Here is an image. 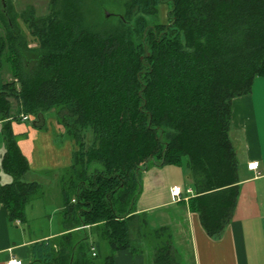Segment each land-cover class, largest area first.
Wrapping results in <instances>:
<instances>
[{
  "label": "trees",
  "instance_id": "1",
  "mask_svg": "<svg viewBox=\"0 0 264 264\" xmlns=\"http://www.w3.org/2000/svg\"><path fill=\"white\" fill-rule=\"evenodd\" d=\"M6 1L0 68L7 50L12 78L0 86V168L12 180L0 203L10 221L26 220L41 189L21 179L29 163L12 122L43 129L53 115L76 146L58 181L65 232L33 243L30 264H114L118 250L150 242L134 206L150 161L184 167L188 208L209 236L220 234L239 195L232 100L264 77V0H92L104 18L91 27L87 0ZM163 2L167 22L149 24ZM154 264H179L171 244L155 249Z\"/></svg>",
  "mask_w": 264,
  "mask_h": 264
},
{
  "label": "crops",
  "instance_id": "2",
  "mask_svg": "<svg viewBox=\"0 0 264 264\" xmlns=\"http://www.w3.org/2000/svg\"><path fill=\"white\" fill-rule=\"evenodd\" d=\"M10 1L19 8L47 0ZM45 121L43 129L29 120L12 122V128L15 134L23 136L18 145L29 163V170L23 175L25 181L40 183L44 173L51 172V185H56L61 194L60 173L70 165L76 146L62 134L63 128L53 116ZM230 127L238 160L239 195L231 220L221 233L209 236L198 214L188 208L187 199L191 195L184 191L188 185L183 166L147 165L140 170L143 183L134 206L137 213L146 214L151 240L137 252L118 250L114 264H154L155 249L166 244L175 249L179 264H264V77L255 78L250 93L232 100ZM0 145L1 164L5 150L1 135ZM252 161L258 162L256 170L247 167ZM11 180L0 168V185ZM174 185L183 188L181 196L185 198L175 199L171 194ZM34 203L31 200L26 207L33 210ZM58 205H62V197ZM31 230L27 220L10 221L7 209L0 203V264H9L11 259L30 264L33 243L59 236L65 227L60 221L56 230L38 235ZM83 230H89L88 226ZM144 250L152 254L148 263Z\"/></svg>",
  "mask_w": 264,
  "mask_h": 264
},
{
  "label": "rangeland",
  "instance_id": "3",
  "mask_svg": "<svg viewBox=\"0 0 264 264\" xmlns=\"http://www.w3.org/2000/svg\"><path fill=\"white\" fill-rule=\"evenodd\" d=\"M169 9H170V4L168 2L161 3L157 7V13H155L154 15L147 16V20L149 24L167 22V12ZM108 10L110 12L113 11V9L110 7H108ZM83 11L85 16V24L87 26L89 27L94 25L98 26L97 24H100L103 21L104 10L100 6H98L97 3H94L92 0H87V4L86 6H84ZM109 17L110 16H108V18ZM116 21H117L116 17L113 18L110 17V19L107 20L106 25L114 24L116 23ZM8 56L9 54L7 50H5L1 56L0 86L4 81L10 80L12 78L10 74L11 68H10V62L8 60ZM20 138H23V136L22 135L18 136V139ZM151 165H153V163L150 161L148 163V166ZM140 173L141 171L139 172V182H140V190H141V183H143L142 181L143 178L141 179ZM52 178H53V174L51 172L44 173V180L40 182L41 189L39 190V193H37L32 199L33 201H35V203L32 205L34 209L31 210V208L26 207V210L28 211V212L26 211V220L29 224V227H31L32 229L31 231L34 232L36 235L59 229V223L60 221L61 222L63 221L62 210H61L62 205H58L59 203H61V194L56 189V185H51V182L53 181L50 180ZM21 179L25 180L26 177L23 178L22 176ZM58 186L60 188V185ZM137 198L138 195L135 198L134 205L135 202L137 201ZM31 236H33L32 233ZM136 242L138 243V246L137 244L132 245L136 249V252L137 250H139L140 247L143 248V246L147 244V242L143 240H137ZM143 243L146 244L143 245ZM145 250H144V252L146 253L145 262L148 263L150 262L152 254H150L149 252L147 253V251ZM107 252H108V245L105 241H102L100 243V247L98 251L99 261H102L104 259Z\"/></svg>",
  "mask_w": 264,
  "mask_h": 264
},
{
  "label": "built area",
  "instance_id": "4",
  "mask_svg": "<svg viewBox=\"0 0 264 264\" xmlns=\"http://www.w3.org/2000/svg\"><path fill=\"white\" fill-rule=\"evenodd\" d=\"M23 118H26L25 116H23ZM248 169L250 170H256L258 168V162L257 161H252L250 163L247 164ZM184 191L186 192V195H192L193 190L191 187H186L184 188ZM183 192V188L180 185H174L171 188V194L175 197L176 200H181L185 197L181 196V193ZM87 226H82V228H85ZM92 250V254L94 255V248H91ZM9 264H21V260L20 259H11L9 261Z\"/></svg>",
  "mask_w": 264,
  "mask_h": 264
},
{
  "label": "water",
  "instance_id": "5",
  "mask_svg": "<svg viewBox=\"0 0 264 264\" xmlns=\"http://www.w3.org/2000/svg\"><path fill=\"white\" fill-rule=\"evenodd\" d=\"M2 1V4H3V8H4V11L6 13V6H7V1L6 0H1Z\"/></svg>",
  "mask_w": 264,
  "mask_h": 264
}]
</instances>
